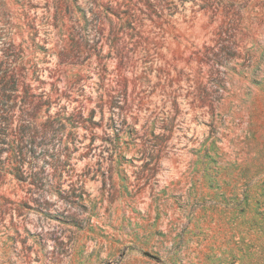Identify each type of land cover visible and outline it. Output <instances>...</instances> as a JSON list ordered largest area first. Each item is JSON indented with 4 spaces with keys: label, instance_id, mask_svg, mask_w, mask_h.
<instances>
[{
    "label": "rangeland",
    "instance_id": "rangeland-1",
    "mask_svg": "<svg viewBox=\"0 0 264 264\" xmlns=\"http://www.w3.org/2000/svg\"><path fill=\"white\" fill-rule=\"evenodd\" d=\"M0 264H264V0H0Z\"/></svg>",
    "mask_w": 264,
    "mask_h": 264
}]
</instances>
